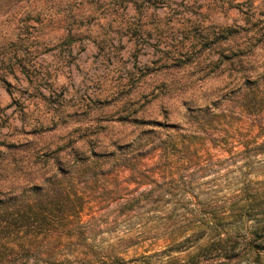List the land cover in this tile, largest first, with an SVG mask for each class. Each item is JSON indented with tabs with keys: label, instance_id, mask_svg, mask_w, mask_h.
I'll use <instances>...</instances> for the list:
<instances>
[{
	"label": "rangeland",
	"instance_id": "374dc122",
	"mask_svg": "<svg viewBox=\"0 0 264 264\" xmlns=\"http://www.w3.org/2000/svg\"><path fill=\"white\" fill-rule=\"evenodd\" d=\"M251 23L264 0L0 3V191L92 159L78 206L0 236V264H264V83L240 96L222 37Z\"/></svg>",
	"mask_w": 264,
	"mask_h": 264
},
{
	"label": "trees",
	"instance_id": "16d2710c",
	"mask_svg": "<svg viewBox=\"0 0 264 264\" xmlns=\"http://www.w3.org/2000/svg\"><path fill=\"white\" fill-rule=\"evenodd\" d=\"M13 1L27 2V0H0V3L7 4ZM36 14L41 15L42 10L36 11ZM248 28L250 29L242 28L240 25H228L223 28L222 33L224 40L233 41L236 46L235 63L239 66L241 73L237 88L240 90L242 98H246L248 95L254 98L260 80L261 83H264L263 65H259V70H254L255 74L253 73V75H247L246 67L242 68L246 66L247 60L254 55L257 48L253 43L254 38L264 27L263 25L258 26L257 23L253 25L251 23ZM252 29L254 31L249 35L248 31ZM91 161L92 159L89 157L76 156L74 161L65 160V164L58 165L55 170H51L47 177L31 183L24 191L19 193L12 190L0 191V236L4 239L11 238L19 233H26L29 227L38 228L44 223L49 224L54 220L57 222L60 217L70 215V212L80 203L74 190L72 175L74 170L71 168L75 164L79 171ZM221 241L222 239L218 238L215 242ZM253 248H264V241H256ZM236 255L237 253L225 250L221 258L231 259Z\"/></svg>",
	"mask_w": 264,
	"mask_h": 264
}]
</instances>
